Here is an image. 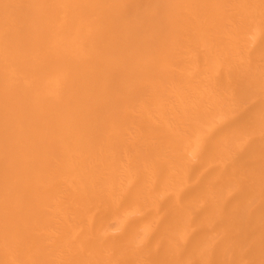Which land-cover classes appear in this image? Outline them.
Wrapping results in <instances>:
<instances>
[{
	"label": "bare ground",
	"instance_id": "obj_1",
	"mask_svg": "<svg viewBox=\"0 0 264 264\" xmlns=\"http://www.w3.org/2000/svg\"><path fill=\"white\" fill-rule=\"evenodd\" d=\"M0 264H264V0H0Z\"/></svg>",
	"mask_w": 264,
	"mask_h": 264
}]
</instances>
